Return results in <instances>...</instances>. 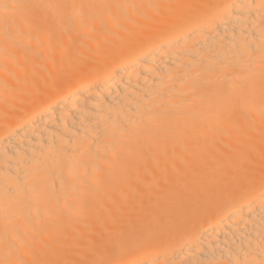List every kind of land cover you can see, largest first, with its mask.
Here are the masks:
<instances>
[{
	"label": "bare ground",
	"instance_id": "obj_1",
	"mask_svg": "<svg viewBox=\"0 0 264 264\" xmlns=\"http://www.w3.org/2000/svg\"><path fill=\"white\" fill-rule=\"evenodd\" d=\"M0 264H264V0H0Z\"/></svg>",
	"mask_w": 264,
	"mask_h": 264
}]
</instances>
